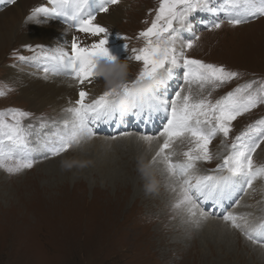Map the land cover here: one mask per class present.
<instances>
[{"label":"rangeland","instance_id":"obj_1","mask_svg":"<svg viewBox=\"0 0 264 264\" xmlns=\"http://www.w3.org/2000/svg\"><path fill=\"white\" fill-rule=\"evenodd\" d=\"M124 1L122 9L126 13L118 23V36L112 46L120 51V63L127 66L125 82L131 83L137 77L142 62L128 60L126 57L132 55L131 49L144 46L143 38H138L139 32L150 26L160 0ZM224 3L225 0H212V6L216 8H223ZM12 5L13 3H9L8 0H0V15L7 13ZM132 10H135L136 14L128 18L131 17L129 12ZM217 20L224 21L222 27L209 30L211 24ZM191 27V31L181 32L185 40L192 39L194 35L199 36L195 46L187 52L191 58L224 66L228 70L240 73L239 77L229 82L218 86L207 84L202 90L199 85L192 84L194 98H207L215 103L216 100L224 99L228 93H235L238 87H243L247 83H253V89L249 91L264 86V17L250 18L247 23L232 26L227 23L223 12L218 15L197 12L191 17ZM121 36L129 39H120ZM13 43L14 41L10 42L5 49L0 42V90L6 93L0 96V112L20 109L32 114L30 118L24 119L23 124L26 128L32 125L28 128L31 133L29 141L34 150L33 157L36 163L31 169L17 175H10L0 168V264H264L260 257L255 256L245 246L246 239L239 230L234 231L228 225L231 232L235 233L233 238L242 248L244 257L236 255L237 252L224 249L225 244L222 241L218 244L205 241L204 232L198 233L200 230L188 222L187 213L173 208L177 194L170 187L172 181L167 180L162 164L152 162L158 150L155 153H148L145 162L143 161V170L128 168V172L132 171L129 175L132 176V182L127 186L124 182L104 181L97 175L90 180L85 175H70L66 170L56 174L49 173L50 170L45 171L40 166L41 163L61 157H65L64 162L69 158L75 161L80 155L77 150L84 149L89 142H83L80 147L74 145L67 152L58 155L59 157L49 156L45 159L46 147H43V155L39 154L40 140L45 137L43 135L46 134L49 139L54 138V134L63 130L64 122L70 120L71 116L67 112H62L55 119L54 111L34 109L30 102L20 96L21 91H18L16 85L7 78L5 70L11 68L17 72L31 70L32 73L44 75L45 66L32 59L34 53L30 52L26 45L17 44V47L13 48ZM124 44L128 45L127 52L123 48ZM21 55L29 59L21 61L18 59ZM184 71L182 68L177 69L172 81L161 88V93L168 99L174 98L180 87L187 91L189 86L184 84ZM106 90L107 85L97 86L88 100L102 95ZM239 95L247 96L248 92ZM144 114L150 117L148 110H145ZM144 117L145 115L138 119L133 114L123 116L116 114L103 124L109 128L115 121L120 128H125L127 126L120 124L121 120L126 124L134 123L135 127L125 131L132 132L131 137L138 139L140 133L136 124L144 123L142 119ZM45 118L49 120L45 121ZM165 118L167 117L157 119L161 120V123H158L159 133ZM260 120H264V103L232 121V131L227 139L222 134H217L210 145L214 159L210 163H199L197 174L217 176L226 173H218L214 169L222 162L223 156L231 151L230 145L235 142V137L248 131L250 125ZM42 121L44 127L40 126ZM156 126L157 124L153 123L143 129L148 130ZM119 133L110 135L98 133L94 139L119 137ZM255 138L259 139V136L256 135ZM174 147L177 155L173 159L182 160L181 153L187 151L191 144L184 139L178 141ZM105 151H98L95 154ZM78 158L86 163L88 161V164L93 162L95 165L101 164L100 157L90 158L92 159L90 163L83 156ZM253 160L257 166L264 165V142L260 143L253 153ZM154 166H160L162 172L157 173ZM54 170H57V166ZM48 173L52 174L49 176L50 181L46 177ZM241 199H245V207L252 204L255 199L256 203L260 200L264 214V179L258 178L253 182L252 188L244 192L239 191L236 198L230 194L218 203L214 199H209L204 201L201 207L220 219L219 217L226 212L240 215L239 203L236 202L237 200L240 202ZM241 205L240 209H244V203ZM258 219L248 218L249 222L256 223Z\"/></svg>","mask_w":264,"mask_h":264},{"label":"snow or ice","instance_id":"obj_2","mask_svg":"<svg viewBox=\"0 0 264 264\" xmlns=\"http://www.w3.org/2000/svg\"><path fill=\"white\" fill-rule=\"evenodd\" d=\"M8 2L14 4L16 0ZM119 3L120 0H47L46 5L32 9L27 17V21L36 23H44L48 19L62 20L67 31L82 34L72 35L68 47L60 45L55 49H45L43 45L25 46L34 53L32 59L44 57L55 61V74L65 75L85 86L80 88L78 99L65 109L71 119L64 122L63 130L49 139L44 158L58 156L74 145L92 140L97 136L93 126L107 122L116 114L139 116L145 110L163 111L167 113L163 130L155 136L140 134L138 139L150 146L153 141L164 137L152 162L162 164L172 181L170 187L177 194L173 208L186 212L188 222L199 228L203 222L215 218L213 213L201 207L204 201L214 199L218 203L233 192L252 188L258 178L264 179V165L257 166L253 160V153L264 142V120L250 125L248 131L235 137V142L230 145L231 151L214 169L218 173L227 172V175L197 174L199 163H210L214 159L210 145L217 134L227 139L232 131V121L264 103V86L249 91L253 89V83H247L215 103L207 98H194L192 84L199 85L202 90L207 84L218 86L229 82L240 73L191 58L187 52L195 46L199 36L185 40L181 32L192 30L191 17L197 12L215 15L223 12L227 23L232 26L247 23L250 18L264 17V0H225L223 8L213 7L212 0H160L150 26L139 32L138 38H143L144 46L131 49L132 55L126 57L142 62L137 77L128 83L122 76L119 83L112 84L98 70L102 62L119 63L121 55L111 44L112 33L96 20L99 13H106L109 6ZM223 23V20L214 21L209 30L219 29ZM119 38L129 39L126 36ZM123 48L127 52L128 45L124 44ZM18 59L23 61L29 57L21 55ZM181 68L185 70L184 84L189 87L187 91L180 87L174 98L168 99L161 93V88L166 87L167 81ZM44 71L47 73L49 69L45 67ZM98 79L107 81V90L88 100L86 86ZM244 92L248 95L241 97L239 94ZM4 95L6 93L0 90V96ZM31 115L20 109L0 112V168L10 175L31 169L36 163L29 141L31 133L28 128L32 125L26 128L23 124L24 119ZM40 126H45L43 121ZM132 135L129 131L119 133V137ZM256 135L259 139L255 138ZM184 139L191 147L181 153L182 160H173L177 155L174 145ZM66 166L71 167V164ZM219 218L232 229L239 230L253 245L264 249V219L250 224L247 215L232 212H226Z\"/></svg>","mask_w":264,"mask_h":264},{"label":"bare ground","instance_id":"obj_3","mask_svg":"<svg viewBox=\"0 0 264 264\" xmlns=\"http://www.w3.org/2000/svg\"><path fill=\"white\" fill-rule=\"evenodd\" d=\"M124 2V0H121L118 5L111 6L108 12L99 13L97 15L96 22L107 27L109 29V32L112 33V36L110 37L111 44L114 43V41H116L117 39L118 23L121 17H123L126 13H124L122 9ZM43 4H46V0H16V2L12 6H10V10L7 13L0 15V42L2 43V46H5V49L7 48V45L12 41H14L13 48L17 44L22 46L32 45L33 47H35L36 45H43L45 49H55L60 45L68 47L72 35H82L80 33L74 32V30L67 31V25L63 23V21L57 19H48L47 22L44 23L27 21V17L30 15L32 9L39 7ZM129 14L131 15V17L128 16V18H132V16L136 14V11L132 10L129 12ZM4 61L5 60H3L2 63H4ZM35 62L42 63L43 66L49 69V71L42 75L32 73L33 71L31 70L17 72L16 70H13V68H11L5 70L6 76L9 80L14 83V85H16L18 91H21L20 96L26 101L30 102L34 109L44 108L54 111L56 115L55 119H57L59 117V114H62V112H66L65 109L70 107L74 103V101L78 99V93L80 88L85 86L78 85L76 81L70 79L65 75L55 74V61L40 57L36 59ZM172 78L167 82V84L172 81ZM100 85H107V81L103 79H98L94 81L93 84L87 85L86 90L89 91V95H91L93 94V90ZM148 112L150 117H147L146 114H144V111L141 112L139 116H137V118L139 119L143 115H145V117L142 118L144 123H142L141 125L135 123L137 125L136 127H149L153 125V123H156L158 125V123H161V120L157 121L159 117H167V113L163 111L148 110ZM48 118H45V121H48ZM166 121L167 118H165V122L161 124L162 130L164 125L166 124ZM120 124L128 126L134 123L126 124L124 123V121L121 120ZM103 125L107 128V125ZM117 126H119V124ZM43 136V138H41L40 140L41 149L38 150L41 151L39 152V154L42 155L44 152L43 147H45V145L49 141V136H47L46 134ZM94 138L88 141L89 144H87L84 149H78L77 151L78 154H80L79 156L85 157L86 160H89V163L90 161H92L93 158L100 157V165H95L96 163L94 162L88 164V161L86 163V161H82V159L78 158V156L75 161L72 158L68 157L69 159L65 160L64 162L65 157H61L58 159L45 161L41 163L40 166L43 167L44 170L47 172L50 170L49 173L52 174H56L59 171L62 172L66 170V172H69L70 175H85V177L90 180H93V176L97 175L100 179H103L104 181L107 180L108 182L115 183L124 182L127 186L132 182V176H129L132 171L128 172V168L130 169V167H135L143 170V161L145 162L146 158L149 155L148 153H155V151L159 149V146L163 143L164 140V137H160L158 140L153 141L152 144L149 146L143 141H140L139 139L134 137H120L116 140H112L110 138ZM102 150L106 151L101 152L98 155L95 154L96 152ZM73 153H75V151H73ZM70 159L72 160L70 161ZM67 164H71V167L66 166ZM136 164L139 165L137 166ZM55 166H57V170H54ZM154 167L157 173L162 172V170H160V166ZM60 168L63 170H60ZM49 173L48 175H46V177L50 181L49 176H52V174ZM157 173H155V175ZM199 175L202 174L199 173ZM223 175H227V172ZM129 177H131L130 180ZM238 193L239 191L231 193L232 197L236 198ZM258 197L260 198L261 196ZM247 202L250 203V200H248ZM241 203H244L245 207V199H241V201L239 202L240 208L242 206ZM251 203L252 204L246 205L244 209L236 207L237 209L239 208L238 214L247 215V218H252L253 220L254 218H259L257 221V223H259L262 219H264L262 207H260L261 201L259 200L258 203H256L255 199ZM254 222L256 223V221H251L250 224H253ZM201 226L204 227L198 228L200 230V232L198 233L203 234L204 232L203 235L205 238L203 237V239L205 241H209L210 243L213 242L216 244H218L219 241H222L225 244L224 249H227L229 252H237L236 255L244 257V253L243 251H241L242 248L239 247V244H237V242H235V239L233 238V235L235 233L231 232V229L228 228V225L225 224L223 220L217 218H210L208 221L203 222ZM233 230L235 231V229ZM245 246L250 249L251 253L253 252L255 256L260 257L264 261V249H261L258 245H253L248 240H246Z\"/></svg>","mask_w":264,"mask_h":264},{"label":"clouds","instance_id":"obj_4","mask_svg":"<svg viewBox=\"0 0 264 264\" xmlns=\"http://www.w3.org/2000/svg\"><path fill=\"white\" fill-rule=\"evenodd\" d=\"M98 71L101 75L107 77L112 84H117L120 77L126 75L127 66L120 62L116 64L102 62Z\"/></svg>","mask_w":264,"mask_h":264}]
</instances>
